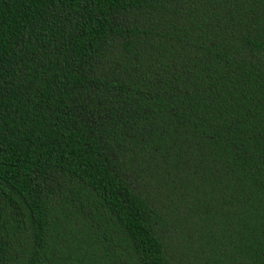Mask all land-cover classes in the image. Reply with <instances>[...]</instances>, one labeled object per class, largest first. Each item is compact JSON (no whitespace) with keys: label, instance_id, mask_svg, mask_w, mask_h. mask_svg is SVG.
Masks as SVG:
<instances>
[{"label":"trees","instance_id":"trees-1","mask_svg":"<svg viewBox=\"0 0 264 264\" xmlns=\"http://www.w3.org/2000/svg\"><path fill=\"white\" fill-rule=\"evenodd\" d=\"M0 264H264V0H0Z\"/></svg>","mask_w":264,"mask_h":264}]
</instances>
